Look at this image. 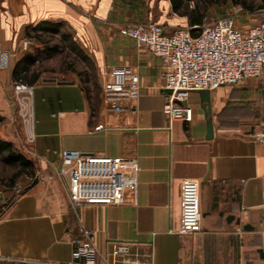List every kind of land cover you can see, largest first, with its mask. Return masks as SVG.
Masks as SVG:
<instances>
[{"label": "crops", "instance_id": "obj_1", "mask_svg": "<svg viewBox=\"0 0 264 264\" xmlns=\"http://www.w3.org/2000/svg\"><path fill=\"white\" fill-rule=\"evenodd\" d=\"M63 22L94 63V110L79 79L37 81L32 117L14 121L11 69L34 47L24 29ZM154 22L166 33L192 27L169 0H0V138L35 163L36 179L0 217V264L71 260L80 228L92 232L97 264L115 243L140 253L137 264H264V77L209 90L212 137L199 91L188 92L192 120L168 123L162 113L163 61L117 27ZM253 79V80H251ZM32 134L33 141L27 142ZM136 156V191L120 204H78L55 174L60 152ZM34 173V174H35ZM198 182L200 229L178 233L180 183ZM10 198L12 191L2 192ZM117 264H135L133 257Z\"/></svg>", "mask_w": 264, "mask_h": 264}, {"label": "built area", "instance_id": "obj_2", "mask_svg": "<svg viewBox=\"0 0 264 264\" xmlns=\"http://www.w3.org/2000/svg\"><path fill=\"white\" fill-rule=\"evenodd\" d=\"M262 18L243 29L234 17L225 16L203 24L196 35L190 27H175L166 33L160 24L154 22L133 23L117 27L119 34L134 40L137 47H144L163 61L164 87L162 113L168 123L175 120L190 122L192 106L188 103L189 91L212 90L220 85L238 84L249 78L264 77V10ZM1 66L7 65L5 57ZM10 99L13 104L14 121L24 127L31 119L30 97L33 86L20 80H12ZM33 141L32 134L27 142ZM60 165L55 174L63 177L67 184L70 203L78 204H120L124 192L136 191L139 164L136 156H108L104 154H83L78 150L64 149L60 152ZM39 177L35 173L30 179ZM6 199L0 190L1 207L7 201L18 198L24 188L15 183ZM200 229V201L198 182L183 179L180 183V219L177 232L181 234ZM80 235L72 239L71 260L28 261V264H97L98 251L93 243L92 232L79 229ZM138 263L140 253L125 242L115 243L103 258L102 264H117L128 257ZM1 260L15 259L0 257Z\"/></svg>", "mask_w": 264, "mask_h": 264}, {"label": "trees", "instance_id": "obj_3", "mask_svg": "<svg viewBox=\"0 0 264 264\" xmlns=\"http://www.w3.org/2000/svg\"><path fill=\"white\" fill-rule=\"evenodd\" d=\"M171 11L182 17H186L191 28V34L196 35L207 17V5L203 0H169ZM264 5V0H262ZM241 8L252 9L245 0H239ZM137 24V23H136ZM24 36L34 43L35 49L22 55L11 69V77L27 84L48 81L44 79L46 72L39 62L62 55V69L76 70L80 61L87 63L86 67L75 71L79 83L87 99L95 110L99 103V85L97 82L94 63L82 48L73 40L63 22L41 21L24 29ZM35 163L27 158L12 142L0 138V185L10 189L14 182L23 176H33ZM26 188H24L25 190ZM12 203L7 201L3 207L0 205V217L4 210Z\"/></svg>", "mask_w": 264, "mask_h": 264}, {"label": "rangeland", "instance_id": "obj_4", "mask_svg": "<svg viewBox=\"0 0 264 264\" xmlns=\"http://www.w3.org/2000/svg\"><path fill=\"white\" fill-rule=\"evenodd\" d=\"M238 1L239 0H203V2H205V4L207 5V17L204 21V24L211 23L213 20L220 17L231 16L234 17L235 22L238 26L245 29L262 18L261 13L264 10L262 0H245L246 3L251 5L252 9L249 10H244V8H241L240 4H238ZM36 46V43L35 46L27 44L26 48H35ZM61 60L62 55L59 54L52 59L44 60L38 63L39 65H42L43 69L46 71L44 72V79L48 81L67 82L71 81L75 77L78 78V75L75 71H78L84 67H86L87 70H90L88 64L82 61L77 64L76 70H63ZM29 182L30 180L26 179L25 176H23L17 179L14 184L18 183L24 188ZM0 190L4 192L9 189H5L0 185Z\"/></svg>", "mask_w": 264, "mask_h": 264}, {"label": "water", "instance_id": "obj_5", "mask_svg": "<svg viewBox=\"0 0 264 264\" xmlns=\"http://www.w3.org/2000/svg\"><path fill=\"white\" fill-rule=\"evenodd\" d=\"M165 92H169L166 90ZM201 106L204 111L205 119H206V138L212 137V120L210 117V100H209V90L203 89L199 91Z\"/></svg>", "mask_w": 264, "mask_h": 264}]
</instances>
